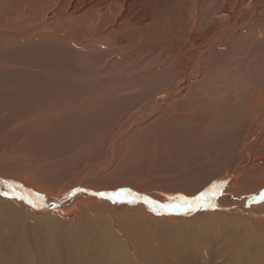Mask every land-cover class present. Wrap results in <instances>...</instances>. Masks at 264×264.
<instances>
[{
  "label": "bare ground",
  "instance_id": "1",
  "mask_svg": "<svg viewBox=\"0 0 264 264\" xmlns=\"http://www.w3.org/2000/svg\"><path fill=\"white\" fill-rule=\"evenodd\" d=\"M12 1L0 0V145L11 146L12 159L20 157L6 167L13 171L19 164L21 183L52 196L76 194L78 186L65 189L57 174L71 147L88 159L104 152L92 167L101 172L111 169L123 141L134 139L129 133L143 130L147 149L136 146L133 153L164 168L173 183L220 161L239 181L234 189L233 181L208 173L190 195L205 190L217 200H232L264 193V0H185L180 31L169 36L175 43L156 57L141 45L154 24L155 1L146 0V13L137 12L134 0ZM234 47L247 58L252 47L258 52L245 63L248 70L223 73V54ZM157 73L166 86L159 92L152 91ZM106 133L111 137L105 144ZM50 184L57 187L53 192ZM74 201L66 205L74 207ZM260 205L250 228L264 229ZM95 234L100 247L125 251L114 235ZM251 236L240 241L235 264H264V242ZM201 237L196 241L204 246ZM2 247L0 264H10V249Z\"/></svg>",
  "mask_w": 264,
  "mask_h": 264
},
{
  "label": "rangeland",
  "instance_id": "2",
  "mask_svg": "<svg viewBox=\"0 0 264 264\" xmlns=\"http://www.w3.org/2000/svg\"><path fill=\"white\" fill-rule=\"evenodd\" d=\"M152 1L158 6L157 12L153 14V26L145 29L144 37V34L142 35L141 45L156 57L161 47L169 46L168 43L171 42L175 43L169 36L180 31L183 22L181 6L185 0ZM15 3L18 4L17 0L10 2V4ZM134 3L138 13L148 11L145 7L146 0H134ZM30 8L28 7V13L32 12ZM19 10L17 11L20 14L21 10ZM20 15L24 16L22 13ZM154 45L158 46V49ZM213 52L216 53V50ZM257 52L256 47H252L248 58L240 52L239 47L224 52L222 59L228 62L226 69L221 71L228 73L229 70L235 71V69L239 72L248 70L250 67L245 63H248ZM222 59L214 66L222 63ZM240 63L241 66L238 67ZM153 79L155 86L152 91L159 92L161 89H166L160 74L157 73ZM209 81L211 82L210 79ZM214 81L213 79L211 83L213 84ZM160 98L161 101L164 100L162 96ZM142 133L143 130L131 131L129 135L134 139L131 141L125 139L111 169L106 168L101 172L92 167H95L94 164H97L101 156L100 160L105 158L104 152L98 153L99 158L88 159L86 154H79L71 147V152L63 156L66 164L62 167L63 171L57 173L60 179L58 183L66 185L65 189L78 186L80 192L74 195L68 193L69 196L66 197L65 194L52 196L49 193L36 192L21 183L22 181L16 177L25 175H22L23 169L19 164L13 171L6 167L9 162L18 161L20 157L12 159L9 154L11 146L0 145V246L6 247L8 251L10 249L9 253L12 254L10 264H235V259H238L239 243L247 234L251 236L249 233L251 230L253 234L258 232L257 235L251 236L255 242H264V229L255 225L250 228L253 218L258 216L261 208L262 202L258 201L263 192L248 198L234 197L232 200H217L205 190H199L191 196L189 194L191 187L200 179H204L208 173L215 175L219 173L218 177L224 182L233 181L234 189L239 181L231 173L229 174L228 165H223L224 161H220L208 171L197 176L194 174L179 182L180 184L173 183L174 180L169 176L166 177L164 168L156 169L142 158L141 153L138 151L133 153L136 146L147 149L148 143L142 138L144 137ZM110 137L108 134L103 139V143L106 144ZM164 145L165 141H162L160 146ZM50 188L53 192L52 190L57 187L51 185ZM5 192L8 193L7 196L3 194ZM100 193L106 195L101 197ZM115 193L120 195H113L112 199L107 198L108 195ZM181 193L189 195L185 196ZM202 196L203 199H200ZM70 199L75 200L74 207L66 205L68 203L71 205L73 200ZM33 204L36 206L33 207ZM8 212L14 213L13 218H8L10 217L7 215ZM98 221L106 223L108 227L98 229L101 225ZM245 222L248 224L246 225ZM96 230L114 235L125 246V251L120 252V255L114 254L106 247H100L96 244ZM198 236H203L200 240H204V246L203 244L200 246V242L196 241ZM76 242H79V248H75Z\"/></svg>",
  "mask_w": 264,
  "mask_h": 264
},
{
  "label": "snow or ice",
  "instance_id": "3",
  "mask_svg": "<svg viewBox=\"0 0 264 264\" xmlns=\"http://www.w3.org/2000/svg\"><path fill=\"white\" fill-rule=\"evenodd\" d=\"M5 196H7L8 195V193L7 192H5V193H3ZM73 195L75 194V192H73L72 193ZM101 197H104L105 196V194L104 193H100L99 194ZM113 195H116V196H118V195H120V193H115V194H112V195H108V199H112V196ZM21 199H23L22 197H21ZM200 199H203V196L200 198ZM258 202H264V194H261L260 195V198H259V201ZM33 207H35L36 205L35 204H33L32 205Z\"/></svg>",
  "mask_w": 264,
  "mask_h": 264
}]
</instances>
